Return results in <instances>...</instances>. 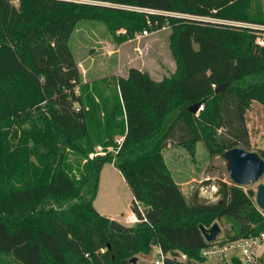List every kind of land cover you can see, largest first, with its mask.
Instances as JSON below:
<instances>
[{"label": "trees", "instance_id": "1", "mask_svg": "<svg viewBox=\"0 0 264 264\" xmlns=\"http://www.w3.org/2000/svg\"><path fill=\"white\" fill-rule=\"evenodd\" d=\"M13 1L0 0V264H134L151 244L203 261V248L264 234L251 188L218 178L217 201L202 199L199 189L188 198L164 151L180 145L191 153L203 142L215 155L241 147L264 159L246 117L254 101L264 106V31L222 22L264 23L260 12H241L252 0H94L93 8L109 13L140 9L129 13L141 27L177 25L178 70L156 80L130 67L117 78L112 109L85 92L69 44L89 6ZM195 103L204 109L191 112ZM116 135L120 150L107 151L117 148ZM98 145L107 153L92 158ZM108 162L121 171L141 219L127 232L111 228L94 205ZM225 220L226 239L208 242L199 225ZM165 264L183 263L167 257Z\"/></svg>", "mask_w": 264, "mask_h": 264}, {"label": "rangeland", "instance_id": "2", "mask_svg": "<svg viewBox=\"0 0 264 264\" xmlns=\"http://www.w3.org/2000/svg\"><path fill=\"white\" fill-rule=\"evenodd\" d=\"M73 1L89 6L85 8V17L74 27L69 44L79 65L82 74L81 83L85 87V92L92 93L97 103H102L103 99L107 107L112 109L118 97L117 78L127 76L132 66L142 67L156 80L168 79L178 70L175 22L169 21L162 28L153 30L147 24L143 27L138 26V22L131 19L133 16L129 11L140 10L135 7L123 8L128 10L125 12L129 14L109 13L93 8L97 5L94 0ZM13 2L19 4L18 0ZM242 11L248 16L260 12L264 17V0H252L251 6L246 9L241 8ZM147 21L150 24L151 19L147 18ZM222 22L233 25L232 27H235L233 30H237L236 27H242L243 33L249 32V28L264 31V23L246 20ZM145 29L149 30L148 35H144ZM77 90L80 88L78 87ZM100 106L103 107L101 104ZM174 116L171 113L165 122L171 123ZM246 117L252 147L257 149L264 145L262 143L264 141V106L254 101ZM118 138L121 137L116 135L114 141L116 142ZM164 151L166 162L188 198L196 189H199L202 199L217 201L218 198L214 194L216 191L214 182L218 178L231 180L225 161L220 155L211 153L203 142H198L191 153L180 145L169 146ZM209 181L212 183L208 184ZM261 182L264 180L262 179ZM257 186L258 184L244 186L246 190L251 188L255 192V199ZM132 199V192L121 171L112 163H105L94 200L96 209L125 225V217L132 211ZM2 216L3 211L0 209V218ZM220 225L223 230L220 238L226 239L224 235L230 230L231 222L225 220ZM149 248L148 251L139 252L133 256L136 257V264L137 261L138 264H155L160 255V246L151 244ZM1 262L9 264L5 260ZM255 264H264V245Z\"/></svg>", "mask_w": 264, "mask_h": 264}, {"label": "water", "instance_id": "3", "mask_svg": "<svg viewBox=\"0 0 264 264\" xmlns=\"http://www.w3.org/2000/svg\"><path fill=\"white\" fill-rule=\"evenodd\" d=\"M227 83L220 84L216 87V91L224 89ZM199 103L189 106V110L193 113L198 112ZM43 155H48V150L43 146L40 147ZM221 159L225 161L227 170L231 180L240 186H249L258 184L256 192V203L259 209L264 210V182H261L264 175V159L257 151H250L241 147L228 149L221 153ZM111 228L117 231H129L131 226H126L121 222L111 219ZM199 228L208 242H216L222 235V227L219 222H214L210 227L200 224ZM136 264V257L131 259Z\"/></svg>", "mask_w": 264, "mask_h": 264}, {"label": "built area", "instance_id": "4", "mask_svg": "<svg viewBox=\"0 0 264 264\" xmlns=\"http://www.w3.org/2000/svg\"><path fill=\"white\" fill-rule=\"evenodd\" d=\"M144 35L149 34V30L143 31ZM263 44V41H260ZM204 106L200 105L199 110H203ZM123 142V137L118 138L117 148H109V151L118 152ZM107 151L102 145L96 147V153L92 154L93 158L97 154H106ZM142 211V207H140ZM146 219V218H145ZM141 219L136 212L131 211L126 217V226H133L139 223ZM264 245V234L257 237H244L234 241L226 243H215L209 247L201 250V257L203 261L191 260L187 253L182 250H174L170 252H164L160 247V255L156 259L155 264H165L167 257L175 259L183 264H234L235 261L242 264H255L256 259L259 256L260 251Z\"/></svg>", "mask_w": 264, "mask_h": 264}, {"label": "crops", "instance_id": "5", "mask_svg": "<svg viewBox=\"0 0 264 264\" xmlns=\"http://www.w3.org/2000/svg\"><path fill=\"white\" fill-rule=\"evenodd\" d=\"M138 68H140V69H142V70H144L142 67H138ZM146 71V70H145ZM126 77V76H125ZM257 102V101H256ZM262 143H264V141L262 142ZM259 148H264V145L263 146H259ZM125 179V178H124ZM126 181V180H125ZM100 212V211H99ZM105 215V214H104ZM107 216V215H106ZM110 218V217H109ZM111 219V218H110ZM137 264H138V261H137Z\"/></svg>", "mask_w": 264, "mask_h": 264}]
</instances>
